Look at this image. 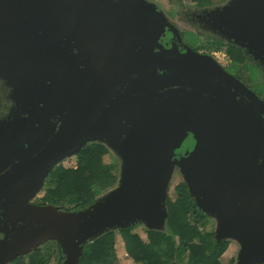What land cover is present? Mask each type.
<instances>
[{"label":"water","instance_id":"obj_1","mask_svg":"<svg viewBox=\"0 0 264 264\" xmlns=\"http://www.w3.org/2000/svg\"><path fill=\"white\" fill-rule=\"evenodd\" d=\"M109 1L0 0V68L29 94L33 82L42 86L51 74L59 83L65 79L63 86L75 96L65 100V119L54 121L55 111L44 106L40 124L14 141H0V229L7 232L0 239V264L50 239L65 254L62 264H78L84 243L108 229L139 220L165 229L168 186L177 165L197 204L218 219L217 237L240 240L237 264L264 263V98L212 54L165 47L160 37L172 24L154 3ZM213 11L205 20L209 29L264 61L256 44V32L264 33V0H235ZM54 21L65 25L69 35H83L92 73L82 72L77 55L42 56L37 26ZM109 25L110 32L127 31L121 39L127 51H112L119 61L111 59L104 70L97 56L104 53L96 49L101 46L85 33L109 32ZM84 75L102 90L96 95L97 110L115 90L113 110L106 116L81 114L80 97L92 95L83 89L89 82ZM45 93L46 87L40 91ZM116 115L128 117V130H108L121 127ZM189 131L198 133L194 149L174 158ZM89 140L105 143L122 158L118 184L77 210L32 203L53 166ZM86 219L94 227L80 234L79 222Z\"/></svg>","mask_w":264,"mask_h":264},{"label":"trees","instance_id":"obj_2","mask_svg":"<svg viewBox=\"0 0 264 264\" xmlns=\"http://www.w3.org/2000/svg\"><path fill=\"white\" fill-rule=\"evenodd\" d=\"M198 1L200 4L208 2ZM205 41L199 46L210 44V47H220L225 43L223 39H214L213 36ZM227 44L234 63L243 61L247 54L234 44ZM108 152L109 147L105 143L90 142L76 154L75 166L62 163L55 165L43 187L44 202L68 209H81L93 203L99 194L112 187L119 178L117 163L104 160ZM176 191V197L167 198L166 229L147 228V238H143L135 231L139 223L119 227L126 251L140 264H231L221 258L229 240H220L216 236L209 215L197 204L187 183H178ZM116 232L115 229H108L86 241L78 264H119ZM54 243L58 246V264H62L65 254L59 242L54 240ZM51 247L43 249L40 246L29 253L27 259L21 256L10 264H48L55 251Z\"/></svg>","mask_w":264,"mask_h":264},{"label":"rangeland","instance_id":"obj_3","mask_svg":"<svg viewBox=\"0 0 264 264\" xmlns=\"http://www.w3.org/2000/svg\"><path fill=\"white\" fill-rule=\"evenodd\" d=\"M149 1L151 3H154L160 10L163 11L168 21H170V23L175 28H178V26H180V28L185 29L184 35L186 36L188 40H190L191 44H194L193 42L196 40H198L199 42L205 41V39L203 40V37L198 36V34L195 32L197 31V32H201V34H204V35L210 34V36H213L214 39L217 37L219 39H223L225 43L221 44L220 47H212V51L215 49L223 48L226 51H228L229 54L231 55L228 49L227 43H232L235 46L239 47L241 50H245L238 43L233 42V41L229 42L228 40L224 39L225 37L222 34H218V32H216L213 28L209 29L206 26V23H204L203 25L202 23L197 22L199 20H195L197 15L210 18L207 14L209 10L212 14H214L215 12L213 10L217 9L218 6L225 5V7H228L232 5L235 0H208V2L203 3V4H200L198 0H149ZM53 23H54L55 30L62 31L65 29L62 26V24L59 23L58 21H54ZM37 30L39 31V34H41V36L46 37V32L44 30V27L37 26ZM172 32H175V31L172 29ZM250 40H254V36L250 37ZM50 41H51L50 44H52L53 48L58 49L60 43L54 42L52 40ZM247 42L249 41H242L241 44L247 46L246 44ZM256 44L258 45L257 48H259V53H262L259 55L264 56V33L260 30L256 32ZM260 64H264V61L256 59L253 55L247 54L243 61H239L238 63L237 62L233 63L232 64L233 67H231V69L235 71L236 73H239L243 75L245 78H248L250 81H252L255 85L254 87L256 88V90L264 94V77L262 74V72L264 73V70H262V67L259 66ZM5 75L8 78L6 73ZM12 85H13V89L10 95L12 99H10L9 102L7 101L5 103L6 107L4 110L7 113L10 107L11 109L14 108V114L7 121H3L2 123H0V138L5 140L6 142L14 141L22 133H24L26 129L34 125L35 121L32 118L34 115H33V112H30V109H31L30 106H32V104H34L37 107H40L42 102L49 103L54 93V89L60 94L61 87L64 88L63 85L61 86L59 82L54 81V80L53 81L50 80L49 83L46 80V82L42 86H37V83L33 82L31 84V86L33 87V91L29 94L27 93L26 90H24L23 88L19 86H18L19 87L18 89L15 86L13 81H12ZM44 87H46V93L40 94V91L44 89ZM34 110H35V107H34ZM104 160L106 162L115 161L117 163L118 173L120 176L121 168L123 166V160L113 148L109 147V152L104 155ZM74 161L76 163L75 157L70 156L66 160L65 163L67 165H72ZM183 181H185L184 174L180 170V167L177 165L173 171L171 180L169 182L168 196L176 197L177 195L176 185ZM117 184H118V180L112 187H110L103 193L99 194L98 198L94 202L102 198L106 193H109L108 191L111 188L115 187ZM40 192L41 194L43 193V188ZM209 219H210L211 228H213L216 231L218 219L213 216L212 217L210 216ZM136 223H139V224L136 226L135 231L139 232V234H141L143 238H147V228L149 227L146 225L145 222L140 221V220L133 224H136ZM87 227H94V225L91 223V220L89 219L79 222V227L77 229V232L81 234V232L86 230ZM166 228H167V223H166L165 229ZM114 229L117 230L116 232V251L119 257V264H140L139 262L135 261L131 257V255L126 251L124 238L122 236V233L119 231V227L114 228ZM150 229H153V228H150ZM89 239L91 240L92 238H89ZM227 239L229 240V244L227 248L225 249V251L223 252V254L221 255V258L225 263L228 262L231 264H237L238 254L242 246L241 242L238 238H234L231 236L227 237ZM39 246H41L43 249H48L52 246L51 249L53 248L55 249V251L52 253L48 264H58V257H59L58 251H57L58 246L57 244L54 243V241L51 242L47 240V242L45 241ZM4 264H6V262Z\"/></svg>","mask_w":264,"mask_h":264},{"label":"flooded vegetation","instance_id":"obj_4","mask_svg":"<svg viewBox=\"0 0 264 264\" xmlns=\"http://www.w3.org/2000/svg\"><path fill=\"white\" fill-rule=\"evenodd\" d=\"M109 1V0H108ZM114 1V0H113ZM104 6H107L104 4ZM109 6H111L110 1H109ZM92 10V8H91ZM109 13L110 15H108V17H112L111 15V11L112 9L109 8ZM102 16V15H101ZM197 18V19H196ZM195 18V20H199L197 22H200L204 25L205 23V16H198ZM104 20H108V18H103ZM111 19V18H109ZM55 20V19H53ZM123 20V18H122ZM191 21V20H190ZM194 22V21H193ZM195 23V22H194ZM62 26L65 28L64 30L60 31V30H55L54 29V23H48L47 26H44V30L46 32V37L41 36V34H39L41 36L42 41L40 42V49L39 51L42 52V56L44 55H54V54H60V55H65V56H69V55H77V57L80 60V65L81 67L84 69L82 72L84 74H90L92 73L93 70H90V59L92 60V58L90 57V55L86 56L87 49L86 47H88V42H86L85 39H82L83 35H81L80 37H76L77 35H69V31L67 29V27L65 25L62 24ZM80 26L82 27V25L80 24ZM106 24L103 23L101 24L100 27H105ZM123 27V26H122ZM172 28H169V26L166 29V32L164 34L161 35L160 37V41L164 44L165 47L167 48H171L174 47L176 49H179L180 52L186 53L189 51V49H193L194 51H198L201 53H209L212 54V47H210V44H206L203 46H199L202 42H199L198 40L194 41V44H191L190 40H188L186 38V36L184 35L185 33V29L180 28V26H178V28H175L173 25L171 26ZM111 25H109V32L107 31H95L93 33H85V37L86 36H92L93 37V42L96 43V46H101L100 47H96V49L104 54H99L97 55L99 60H100V64L103 69H107L108 65H110V60L111 59H115L119 61L120 56H116V54L118 52H125L127 51V46L126 44H122L121 39L122 37H124L127 33V31L125 33L119 32V31H113L110 32ZM175 28V29H174ZM172 29L175 32H172ZM191 30V29H190ZM198 36L203 37V39L207 40L210 37V34H201V32H197L195 31ZM50 40L60 43L58 49H54L52 44H50ZM110 46V47H107ZM112 51H115L116 54L114 55V53ZM243 53L249 54L250 53L246 52V50H243ZM39 54V53H38ZM115 57V58H114ZM246 57V56H245ZM87 58H89V60H87ZM123 58L125 59V62H128V52L126 53V56L123 55ZM123 62V61H122ZM121 62V63H122ZM118 64V65H121ZM234 63L233 61V57H232V61L230 63V65L225 66L230 72H232L234 75H236L238 78H240L242 81H244L249 87H251L252 89H254L261 97L264 98V94H262L261 92L257 91L256 88L254 87V83L252 81H250L248 78H245L243 75L236 73L235 71H233L231 69L232 64ZM97 64V65H98ZM260 67H262V70H264V64H260ZM95 70V69H94ZM263 77H264V73L262 72ZM92 75V74H91ZM90 75V77H91ZM8 76V75H7ZM50 78V79H49ZM84 78L89 81V77L84 75ZM51 81H53L54 79L51 77V74H49V77L47 79V82L49 83ZM55 81V80H54ZM127 82V81H126ZM103 85H107L109 82H102ZM61 86L66 84L67 82L64 79V82H60ZM85 86L83 87V89H85L88 93H91L92 95L90 96L91 98H83L80 97L81 99V103H80V108L82 109L81 114L83 115L84 113L87 116H92V114H94V116L97 118L98 115H105L106 116V112H108V110L111 111V109L113 110V106H114V101L116 98V94H115V90L114 92L107 96L104 101L105 105L102 106L101 108H99V110H97V105L95 106V100H97L98 98L96 97V95L98 96V93H101L102 90L100 89V87L94 82H85L84 84ZM88 85H90V89H88ZM13 89V85H12V80L10 79V77L8 76V78L6 77L4 71L0 68V123H2L3 121H7L8 119H10L13 114H14V108L11 109V107L9 108L8 112H5V107H6V102L11 98V92ZM53 90V89H52ZM81 91L82 88H81ZM75 96H72V94H69L68 89H66L65 87H61V91L60 94L54 89V93L51 97V101L49 103H44L42 102V104L40 105V107L35 106L34 104H32V106H30V112H33V120L35 121L34 125H38L40 124V115H41V111H43L44 106L50 105L51 107V111L49 113H51L53 110L55 111V114H53L56 117H51L54 121H56L58 118H62L65 119L67 113H68V109L66 108L67 106H69V104H65V100H68V98H74ZM113 103V104H112ZM35 107V110H34ZM65 107V108H64ZM180 107V106H179ZM97 115V116H96ZM113 117H117L118 119H120V124L121 127H117V124L112 125V129L108 128V130H118L117 128H119V130H128V117L127 116H122V115H116ZM96 118L93 120L96 121ZM60 119V124H63V120ZM98 119V118H97ZM101 122L99 121L98 124H100ZM70 124V123H68ZM97 124V125H98ZM32 125V126H34ZM66 125V124H65ZM111 126V125H110ZM102 130H106L105 128ZM198 135V133H197ZM195 136V133L192 131H189V134L185 137V139L183 140L182 144L180 147H178L176 149V154L173 156L174 158H181L185 155L188 154L189 151L193 150L195 147V144L197 142V137ZM1 142H6L5 140H3L2 138H0ZM90 142H100L98 140H89L87 141L86 144L90 143ZM85 144V145H86ZM84 145V146H85ZM83 146V147H84ZM82 147V148H83ZM81 148V149H82ZM77 154V153H76ZM76 154L71 155V157H75L76 159ZM70 156H65L64 158H62L58 163H56L55 165L62 163L63 165L67 166V164L65 163L66 160L69 158ZM54 165V166H55ZM53 166V167H54ZM10 169V165L8 167H6L2 174H5L8 170ZM53 169V168H52ZM52 171V170H51ZM50 171V173H51ZM49 173V175H50ZM48 175V176H49ZM11 175H9L8 177H6V179H9ZM48 176L46 177V179L48 178ZM45 179V182H46ZM30 201L34 204H48L49 202H44V199L42 198V194L41 192H37L33 197L30 198ZM60 208L63 209H68V207H62L61 205H59ZM70 210H77V209H70ZM207 213V212H206ZM208 214V213H207ZM209 218H210V214ZM212 217V216H211ZM7 236V232L5 230H1L0 229V239H3ZM217 236V235H216ZM220 238V237H219ZM223 239V238H221ZM220 239V240H221ZM49 241H54V239H50ZM47 242V241H46ZM41 245V244H40ZM40 246H38L37 248H39ZM35 249H32L24 254H20L17 255L16 257H14L12 260L7 261L6 264H10L11 262L15 261L17 258L23 256V258H28L29 257V253H31V251H34ZM64 261V259H63ZM62 261V263H63Z\"/></svg>","mask_w":264,"mask_h":264},{"label":"built area","instance_id":"obj_5","mask_svg":"<svg viewBox=\"0 0 264 264\" xmlns=\"http://www.w3.org/2000/svg\"><path fill=\"white\" fill-rule=\"evenodd\" d=\"M212 55L224 66L230 65L232 61V56L223 48L213 50ZM72 165H76L75 161Z\"/></svg>","mask_w":264,"mask_h":264}]
</instances>
